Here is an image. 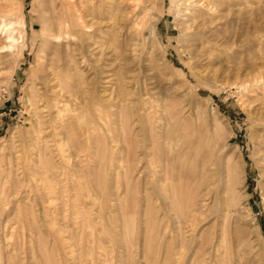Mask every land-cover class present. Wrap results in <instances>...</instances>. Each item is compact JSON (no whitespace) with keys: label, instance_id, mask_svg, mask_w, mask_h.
Wrapping results in <instances>:
<instances>
[{"label":"rangeland","instance_id":"1","mask_svg":"<svg viewBox=\"0 0 264 264\" xmlns=\"http://www.w3.org/2000/svg\"><path fill=\"white\" fill-rule=\"evenodd\" d=\"M80 1V36L46 52L65 67L62 90L37 102L47 4L0 0L1 253L12 264H264V0H217L201 34L186 31L184 0L117 1L122 21L109 0ZM11 2L25 44L6 53V30L19 35L4 26Z\"/></svg>","mask_w":264,"mask_h":264},{"label":"bare ground","instance_id":"2","mask_svg":"<svg viewBox=\"0 0 264 264\" xmlns=\"http://www.w3.org/2000/svg\"><path fill=\"white\" fill-rule=\"evenodd\" d=\"M45 2V4H47V6L45 5V8L41 10V32H40V52L41 57L38 60L37 63V70H38V75L36 76V80H38V83L40 84V87L37 89V93H36V98L38 99L37 102H41V101H45L48 98V92H52L55 93L56 90L58 89V91L62 90V86L64 85L63 82V76H62V71L64 73V68L63 65L58 64L59 60H54V59H46V52L48 50V47L52 44V42L58 41V43L61 41L63 38L66 37H75L74 35H76L77 33H81V28L79 29L78 26L84 24V20H83V15L80 14V11L83 10L80 8L83 6L82 5V1H80L79 3H75L74 0H59L60 4H53L51 2V0H43ZM55 1V0H54ZM118 1V2H117ZM126 2V1H135V0H109V5L105 6L106 9H108V11H118V9H115L114 7L117 5L115 4L117 2L121 3L122 2ZM137 1V0H136ZM143 1V0H142ZM147 1V0H145ZM183 1V0H182ZM189 2L188 7H186L187 9H191L192 11L190 12L189 15H186V31H188L189 29H192V31H197L195 34H201L204 32V28L207 27L209 24H211L210 22L213 20V18L209 19L206 17V15H208L209 13H213V15H215V10L216 8L219 6V4H216L217 0H184L183 2ZM6 2V1H5ZM104 2V1H103ZM128 2V4L130 3ZM149 1H147L145 4H147ZM153 2V1H151ZM150 2V3H151ZM81 3V5H80ZM134 4L136 2H133ZM138 3V2H137ZM12 5H14L12 2L10 3ZM10 4H6L7 6H11ZM16 4V3H15ZM18 4V3H17ZM124 4V3H123ZM2 5H0V8H2ZM44 5V4H43ZM104 5H106V3L104 2ZM126 5V4H125ZM138 5V4H136ZM152 5V4H151ZM191 5V6H190ZM6 6V7H7ZM15 6V5H14ZM98 6V5H97ZM101 6V4H100ZM123 6V5H122ZM184 6V5H183ZM20 7V6H19ZM149 8V7H148ZM152 7H150L151 9ZM121 9V8H120ZM7 10V9H6ZM12 10H15V18H14V22L9 21L7 24H4V26H8V25H12L13 23L16 24L17 28H19V35L17 37H15V35L12 34L11 30H6L7 35H6V40L3 43V46L1 47V52H9V53H13L14 52V48L17 46L18 42H21L22 45L24 43V28H25V22H24V17H23V12L22 10H20L18 7L15 6V8L13 7ZM11 10V11H12ZM130 10V9H129ZM9 11V10H8ZM7 11V12H8ZM85 11V10H84ZM119 15L118 18H120V20L122 21V19H127L129 17V13L130 11H128V15L126 14H122V12L118 11ZM85 13V12H84ZM87 13V12H86ZM131 13L133 14V11L131 10ZM103 16V15H102ZM125 16L127 18H125ZM90 18V17H88ZM112 18V17H111ZM132 18V17H131ZM140 21L144 22L146 20V16L144 17H139ZM87 19V18H86ZM95 20V19H94ZM93 20V22H94ZM87 21V20H86ZM92 21V20H91ZM99 21V20H98ZM116 21V20H115ZM124 21V20H123ZM102 22V21H101ZM105 23V22H104ZM137 23V22H136ZM3 23H0V25ZM92 24V23H91ZM87 25V24H86ZM89 25V24H88ZM87 25V26H88ZM95 25V24H93ZM103 25V24H101ZM142 25V24H141ZM85 26V25H84ZM85 26V27H87ZM99 26V24H98ZM81 27V26H80ZM92 28V26H91ZM94 28V27H93ZM23 29V30H22ZM89 30V29H87ZM207 30V29H206ZM91 32V31H90ZM4 35V36H5ZM78 35V34H77ZM97 35V34H96ZM80 36V35H78ZM94 37V36H93ZM101 37V36H100ZM79 38V37H78ZM102 38V37H101ZM19 39V40H18ZM91 39V38H90ZM104 39V38H103ZM206 39V38H205ZM67 40V39H66ZM70 40V39H69ZM98 40V39H97ZM80 41V40H79ZM78 41V42H79ZM94 41V39H93ZM73 42V41H72ZM71 42V43H72ZM65 43V42H64ZM84 43V42H82ZM25 44V43H24ZM69 44V43H68ZM73 44V43H72ZM54 45V44H53ZM64 45V44H63ZM74 45V44H73ZM76 45V44H75ZM55 46V45H54ZM65 46V45H64ZM66 47V46H65ZM64 47V48H65ZM83 47V46H82ZM54 48V47H53ZM57 48V46H56ZM55 48V49H56ZM60 51V48H58ZM22 50H19L20 53H22ZM65 50V49H64ZM63 50V51H64ZM82 50V49H81ZM57 50V53L59 52ZM85 51V50H84ZM62 52V51H60ZM70 52V51H69ZM53 53V52H52ZM65 53V52H64ZM72 53V51H71ZM59 54V53H58ZM98 54V52H97ZM54 55V54H53ZM62 55V54H61ZM60 55V56H61ZM77 55V54H76ZM86 55V54H85ZM55 56V55H54ZM56 57V56H55ZM58 57V56H57ZM50 58V57H49ZM53 58V57H52ZM79 60V59H78ZM98 60V59H97ZM67 62V61H66ZM69 62V61H68ZM86 62V60H85ZM64 64V63H63ZM71 64V63H69ZM68 66V65H67ZM69 69V68H68ZM77 69V68H76ZM66 105H64V107L62 106L59 110L63 109L64 111H66L65 113H63L62 115H60L63 119V122L61 124H66L71 121L75 120V115L74 114H70L69 111H67ZM65 108V109H64ZM102 113V112H101ZM65 118V119H64ZM74 123V122H72ZM60 124V125H61ZM58 125L57 127L60 128L63 125ZM73 126V125H72ZM62 129H64V127H62ZM75 129V128H74ZM71 130V129H70ZM75 131V130H73ZM66 136L70 139L69 136L70 132L69 130L66 128ZM154 136L152 135V132L148 133V136L145 138L144 141H147L148 143L150 142L151 144H154V140H153ZM98 139V137H97ZM75 141V140H74ZM144 143V142H143ZM34 146V148L36 147V151L38 153L39 148L36 146V143L32 144ZM66 145V144H64ZM148 144H142L140 145L142 148H144L145 150H148ZM63 147V144L61 145ZM78 146V145H77ZM88 146V145H87ZM88 148V147H87ZM84 149V147H83ZM91 149V148H90ZM61 151H65V149L61 148ZM60 151V152H61ZM40 152V151H39ZM46 152V151H45ZM149 152V151H147ZM39 155V162H42L45 170L51 169L53 167V165L50 163V160H47L45 157V154H38ZM26 164V163H25ZM175 164V163H174ZM27 165V164H26ZM24 165V167L26 166ZM179 165V164H178ZM28 166V165H27ZM29 167L31 169H33V171H37V166L33 165V164H29ZM42 167V168H44ZM56 167V166H55ZM26 168V167H25ZM28 169V168H27ZM41 169V167L39 168V170ZM44 170V169H42ZM27 171V170H26ZM32 171V170H31ZM46 172V171H45ZM48 173V172H47ZM51 175V174H50ZM44 176V175H43ZM46 176V174H45ZM53 176V175H52ZM49 178V176H48ZM47 178V179H48ZM52 178V177H51ZM54 179V178H53ZM52 180V179H51ZM49 181V180H48ZM49 184V183H48ZM53 185V184H52ZM45 187V186H44ZM48 187V186H46ZM50 187V186H49ZM34 188V187H33ZM32 188V189H33ZM51 188V187H50ZM45 189V188H44ZM36 190V189H35ZM34 190V191H35ZM39 191V189H38ZM44 192V191H43ZM54 192V191H53ZM35 193V192H32ZM40 191L38 192L39 195ZM44 194V193H43ZM51 195V193H48ZM160 194V193H159ZM49 195V196H50ZM161 198L163 201L166 200V197L162 194H160ZM34 197V196H33ZM46 198V197H45ZM42 199V198H41ZM45 200V199H44ZM47 200V199H46ZM6 202V205L9 203V200L7 198H2L0 197V205H2V202ZM49 202V200L47 201V203ZM167 202V201H166ZM3 206V205H2ZM197 203L195 204V201H191V205L190 208H193V211H196L197 208ZM3 208L0 207V219L3 216L4 212L2 211ZM20 214V213H19ZM21 215V214H20ZM189 217V216H188ZM181 218V217H180ZM182 247L186 248V243L185 240H183V244ZM1 246H0V264H12V260H14L15 258L9 256L8 254L3 255L1 253ZM106 250V249H105ZM108 251V250H107ZM128 253V252H127ZM15 257V256H14ZM17 259V258H16ZM93 264V263H92Z\"/></svg>","mask_w":264,"mask_h":264}]
</instances>
